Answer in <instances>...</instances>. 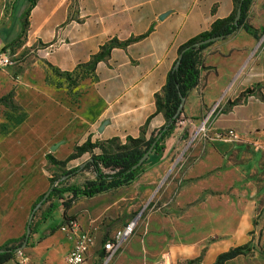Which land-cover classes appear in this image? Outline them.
Returning a JSON list of instances; mask_svg holds the SVG:
<instances>
[{"label": "crops", "instance_id": "crops-1", "mask_svg": "<svg viewBox=\"0 0 264 264\" xmlns=\"http://www.w3.org/2000/svg\"><path fill=\"white\" fill-rule=\"evenodd\" d=\"M34 1V6L28 0L15 1L10 22L0 32L1 47L21 35L23 16L30 9L27 29L16 50L20 53L34 47L41 56L48 46H54L49 56L41 57L44 67L35 65L43 72L49 100L71 116L67 129L80 128L77 136L69 133L70 138L62 139L78 140L74 147L89 139L106 145L117 139L125 145L128 137L148 139L164 126L156 96L163 94L180 47L209 31L215 21L229 18L235 9L234 0ZM164 14L167 16L160 19ZM246 23L258 37L241 28L201 53L200 83L185 99L184 120L174 130L181 131L189 124L198 132L205 126L199 137L208 140L200 138L197 146L203 144L207 159L199 162L195 171L210 170L217 158L236 152L233 147L237 144L215 139L218 132H237L242 137L239 143L244 142L239 147L248 143L255 148L264 146V49L256 52L264 33V0H253ZM24 73L17 85L32 86L26 84ZM218 104L220 110L215 113ZM105 121L109 124L99 133ZM174 132L168 137L164 155L152 154L139 179L149 168H154L153 173L162 172ZM179 140L184 137L180 135ZM27 223V217L15 224L11 218L1 220L0 247L23 237ZM42 226L23 250L25 261L5 264H50V251L55 248L52 242L60 230L43 238L51 228ZM68 235L57 243L62 264L75 244L74 236ZM201 251L196 254L200 256ZM227 251L212 247L203 262L214 264ZM259 255L241 256L226 264H264Z\"/></svg>", "mask_w": 264, "mask_h": 264}, {"label": "rangeland", "instance_id": "rangeland-1", "mask_svg": "<svg viewBox=\"0 0 264 264\" xmlns=\"http://www.w3.org/2000/svg\"><path fill=\"white\" fill-rule=\"evenodd\" d=\"M15 1L0 0V32L10 22ZM261 37L258 53L264 49V33ZM51 46L41 56L34 47L19 53L16 47H1L0 38V52L10 51L17 59L15 66L0 70V97L14 89L15 102L22 108L12 114L0 106V232L1 220L5 218H11L14 224L25 217L29 220L32 205L49 191L50 179L56 184L62 180L59 186H82L95 179L91 171H82L65 184L63 173L83 165L94 154L115 152L121 144L101 147L103 150L87 153L61 168L46 159L50 154L65 160L78 140L62 139L80 132L78 127L67 129L71 116L49 100L43 72L35 65L44 67L41 57L51 54ZM22 73L26 84L32 86L17 85ZM219 110L217 107L213 112ZM196 131L186 124L174 132L160 174L149 168L130 187L93 199H79L67 211L66 220L61 200L52 198L36 210L34 223L51 204H57L59 208L42 227L50 229L76 221L89 230L93 246L86 264H205L207 250L215 246L230 250L249 245L254 251L248 256L259 255L264 250V146L255 148L248 143L239 147L244 142H233L237 144L233 147L236 152L217 158L210 170L195 171L197 164L207 159L202 143L208 140L199 137L200 129ZM180 135L183 141L179 140ZM200 138L202 145L197 146ZM69 197L70 194L64 195V199ZM132 222L135 228L131 237L107 262L104 243ZM68 234L61 228L57 232L50 264H62L57 243L69 238ZM199 250L200 256L196 254Z\"/></svg>", "mask_w": 264, "mask_h": 264}, {"label": "trees", "instance_id": "trees-1", "mask_svg": "<svg viewBox=\"0 0 264 264\" xmlns=\"http://www.w3.org/2000/svg\"><path fill=\"white\" fill-rule=\"evenodd\" d=\"M30 2L32 6H34L35 1L31 0ZM252 2L253 0H234L235 9L229 18L215 21L209 31L201 33L180 47L179 56L182 55L180 65L178 69L173 68L169 72L163 94L156 96L157 112L162 113L166 121L164 126L157 132L152 133L149 139H146L144 136L137 139L128 137L125 145L120 144L117 146V148H119L117 151L94 154L83 165L63 173L65 184L82 171H91L95 175V179L85 182L82 186L69 184L59 186L58 184L62 183V180H59L58 184H56V181L53 179L49 180V191L38 197L32 205L30 218L27 223V227L29 225L31 227V234L28 242L26 230L23 237L9 240L4 246L0 247V264L15 260L19 250L24 247L26 242L27 245L23 250L28 248L31 236L38 233L42 224H44V222L52 216V213L59 208L57 204H51L42 214V218L34 223L36 217L35 210L38 205L41 204V206H43L52 198H59L61 200V206L63 207V218L66 220L67 211H69L79 199H93L121 188L130 187L134 184L145 172L147 160L141 165H139V163L155 142L156 144L152 154L164 155L168 137L172 135L178 123L183 121V111L178 114L182 98L186 99L190 92L200 83L202 68L201 53L213 43L234 35L241 28L246 30L249 34L258 37L257 31L246 23L247 14ZM240 7L242 9V16L238 23L235 24V19ZM29 14L30 9L23 16V31L21 35L4 49H14L15 47L21 46V40L27 29ZM209 39L215 40L207 44H202V42ZM111 47L113 46L111 45L110 48ZM103 55L104 54H101V56ZM15 97L16 95L13 89L7 95L0 97V106L9 110L12 114L19 113L22 108L16 104ZM160 135L162 136L160 137ZM113 143H118V140L115 139L109 142L111 145ZM107 145L92 143L89 139L84 144L74 147L73 152L63 161L57 160L50 154L46 155V159L55 167L61 168L87 153L99 149L103 150L101 147ZM65 194H70V197L64 199ZM61 227V223L52 227L43 238L54 235ZM253 251L254 249L249 245L235 247L220 254L214 264H226L238 257L248 256L252 254ZM259 253L264 255V250H261ZM190 263H192V261L189 262V264Z\"/></svg>", "mask_w": 264, "mask_h": 264}, {"label": "built area", "instance_id": "built-area-1", "mask_svg": "<svg viewBox=\"0 0 264 264\" xmlns=\"http://www.w3.org/2000/svg\"><path fill=\"white\" fill-rule=\"evenodd\" d=\"M261 43V42H260ZM259 43L257 49L261 45ZM53 46H51L52 48ZM53 49V48H52ZM9 50V49H8ZM0 52V70L15 66L17 59L10 53V51ZM219 107V104L213 111ZM200 132H205V126L200 127ZM216 140H225L227 142L239 143L242 137L235 131L229 130L226 132H218L215 135ZM135 228V222L117 231L113 238L107 240L103 245V253L107 262H110L114 256L119 252L122 246L129 240ZM66 233H70L75 238V244L65 258L66 264H86L87 255L93 246V237L89 231H85L76 221H70L67 225L61 227ZM16 259L24 260V252L19 251Z\"/></svg>", "mask_w": 264, "mask_h": 264}, {"label": "water", "instance_id": "water-1", "mask_svg": "<svg viewBox=\"0 0 264 264\" xmlns=\"http://www.w3.org/2000/svg\"><path fill=\"white\" fill-rule=\"evenodd\" d=\"M166 16H167V14H164V15L161 16L160 19H164ZM241 16H242V9H241V7H240V8L238 9V13H237V16H236V19H235V24L238 23V21L241 19ZM214 40H215V39H209V40H207V41L202 42V44H207V43L213 42ZM181 58H182V55L179 56V58H178V60H177V62H176V64H175V66H174L175 69H178V67H179V65H180ZM184 105H185V98H182V102H181V106H180V108H179L178 114H179L180 112L183 111ZM108 124H109V121H105V122L102 124V126L100 127V129H99V133H102L103 130H104V128H105V126L108 125ZM161 136H162V135H160V137H161ZM155 144H156V142H155L154 145L151 147V149L145 154V156L142 158V160L140 161L139 165H141L143 162H145L146 160H148V159L150 158V156L152 155V151H153V148H154ZM139 165H138V166H139ZM40 206H41V204L37 206L36 210H37ZM36 210H35V211H36ZM30 234H31V227H30V225H29V226L27 227V236H26V238H27V242H28V240H29ZM27 242L24 244V247L21 248L19 251H23V249H24L25 246L27 245Z\"/></svg>", "mask_w": 264, "mask_h": 264}]
</instances>
